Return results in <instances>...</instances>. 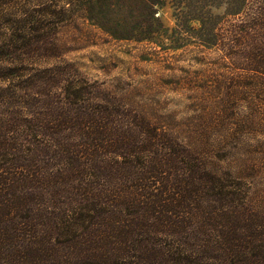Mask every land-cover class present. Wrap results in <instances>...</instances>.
Returning a JSON list of instances; mask_svg holds the SVG:
<instances>
[{
	"label": "trees",
	"instance_id": "16d2710c",
	"mask_svg": "<svg viewBox=\"0 0 264 264\" xmlns=\"http://www.w3.org/2000/svg\"><path fill=\"white\" fill-rule=\"evenodd\" d=\"M165 8L179 32L250 72L235 97L264 93V0H0V264H264L259 248L243 249L260 232L264 243V201L243 178L215 174L70 63L40 67L61 57L60 30L77 19L166 48ZM259 115L249 127L263 126Z\"/></svg>",
	"mask_w": 264,
	"mask_h": 264
},
{
	"label": "rangeland",
	"instance_id": "374dc122",
	"mask_svg": "<svg viewBox=\"0 0 264 264\" xmlns=\"http://www.w3.org/2000/svg\"><path fill=\"white\" fill-rule=\"evenodd\" d=\"M22 5V1L11 7L2 5L4 15L17 13ZM222 13L223 8L209 10L210 16ZM161 16L169 34L175 36L165 40L166 48L147 42L117 41L77 19L60 30L61 57L43 62L40 67H63L62 62H68L75 75L104 83L123 96L130 108L152 123L171 129L183 143L201 152L212 172L243 178L253 202L264 201V93H249L244 86L247 95L235 97L232 89L250 72L223 61L224 55L206 48L199 36L179 32L170 8H165ZM191 26L198 28L196 23ZM254 98L259 99L252 112L248 102ZM254 113L261 114L257 120L263 124L260 128L249 127ZM250 169L254 171L251 176ZM251 226L243 233L255 232L257 225ZM260 236L261 232L252 238L247 236L243 249L259 248L251 255L264 261V243L255 241Z\"/></svg>",
	"mask_w": 264,
	"mask_h": 264
}]
</instances>
